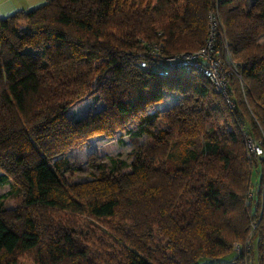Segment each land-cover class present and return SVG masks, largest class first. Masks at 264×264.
Returning <instances> with one entry per match:
<instances>
[{
  "label": "trees",
  "instance_id": "trees-1",
  "mask_svg": "<svg viewBox=\"0 0 264 264\" xmlns=\"http://www.w3.org/2000/svg\"><path fill=\"white\" fill-rule=\"evenodd\" d=\"M214 9L240 74L232 106L200 69L164 62L204 44ZM167 91L178 101L148 112ZM88 97L100 107L70 113ZM128 120L151 143L97 180L129 166L131 182L75 195L51 156ZM245 135L264 137V0H45L0 17V183L20 196L0 202V264H264V154Z\"/></svg>",
  "mask_w": 264,
  "mask_h": 264
},
{
  "label": "rangeland",
  "instance_id": "rangeland-1",
  "mask_svg": "<svg viewBox=\"0 0 264 264\" xmlns=\"http://www.w3.org/2000/svg\"><path fill=\"white\" fill-rule=\"evenodd\" d=\"M258 40L262 41V38L258 37ZM177 101L178 95L167 91L164 94L163 100L152 104L147 111L159 110L160 113H165ZM99 107L100 104L93 103L92 99L88 97L71 109L70 113L73 112L74 116L79 117L83 116L88 109L96 110ZM157 124L162 126L164 122L158 120ZM131 125L132 122L128 120L124 127L110 137L105 134H94L82 143L70 145L62 153L51 156V160L59 157L67 160L68 167L61 170L60 173L64 183L75 195L84 198L97 197L106 193L107 189H113L118 185H126L131 182V168L129 166L120 168L106 180H97L100 177L99 164L105 165L106 172L112 171L109 161L111 157L130 162L134 150L139 146H147L151 143V139L146 134L129 137L125 129ZM258 174V169L253 170L252 181L254 183L257 180ZM19 201L20 196H17L15 192H10V185L8 183H0V202L5 208L16 207ZM84 219L86 218L83 217L82 226L86 223ZM238 251L239 246L234 244L233 253L228 258H224V260H230ZM209 261V259L201 258L197 263L208 264ZM250 264H256V262L254 261Z\"/></svg>",
  "mask_w": 264,
  "mask_h": 264
},
{
  "label": "built area",
  "instance_id": "built-area-1",
  "mask_svg": "<svg viewBox=\"0 0 264 264\" xmlns=\"http://www.w3.org/2000/svg\"><path fill=\"white\" fill-rule=\"evenodd\" d=\"M207 20L208 34L201 47L194 51L181 52L179 54L164 57V62L169 67L179 66L186 70H190L193 67L200 69L201 72L211 80L215 90L219 91L225 97L227 103L232 106V100L228 97L226 89L228 77L230 73H235L237 77L240 78V74L227 48L226 39L222 34L218 35L217 38L219 28H222L217 9L208 12ZM216 39L220 42V46L223 47L222 52L216 46ZM162 46V41L152 44V50L155 55L161 54ZM161 73L165 74L167 71L162 70ZM245 141L251 154H264V137L258 141L245 135Z\"/></svg>",
  "mask_w": 264,
  "mask_h": 264
},
{
  "label": "crops",
  "instance_id": "crops-1",
  "mask_svg": "<svg viewBox=\"0 0 264 264\" xmlns=\"http://www.w3.org/2000/svg\"><path fill=\"white\" fill-rule=\"evenodd\" d=\"M45 0H0V17L10 15L19 9L33 8Z\"/></svg>",
  "mask_w": 264,
  "mask_h": 264
}]
</instances>
